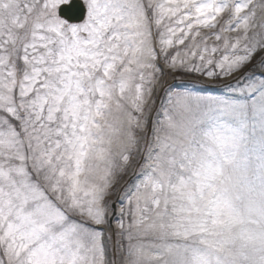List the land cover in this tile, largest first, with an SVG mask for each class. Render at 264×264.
Here are the masks:
<instances>
[{
  "label": "snow or ice",
  "instance_id": "1",
  "mask_svg": "<svg viewBox=\"0 0 264 264\" xmlns=\"http://www.w3.org/2000/svg\"><path fill=\"white\" fill-rule=\"evenodd\" d=\"M0 264H264V0H0Z\"/></svg>",
  "mask_w": 264,
  "mask_h": 264
},
{
  "label": "rangeland",
  "instance_id": "2",
  "mask_svg": "<svg viewBox=\"0 0 264 264\" xmlns=\"http://www.w3.org/2000/svg\"><path fill=\"white\" fill-rule=\"evenodd\" d=\"M171 80V77L169 78ZM192 77L188 76H176L175 83H188L190 84L194 90H200L202 94L206 95H222L225 92V89L222 87H218V85H223L225 81H208L203 78H199L201 80L200 83H194Z\"/></svg>",
  "mask_w": 264,
  "mask_h": 264
}]
</instances>
